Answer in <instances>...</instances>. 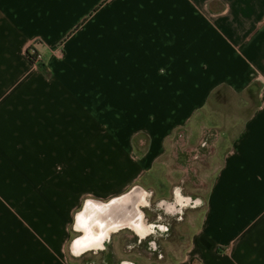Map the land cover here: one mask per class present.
<instances>
[{
    "label": "crops",
    "instance_id": "obj_1",
    "mask_svg": "<svg viewBox=\"0 0 264 264\" xmlns=\"http://www.w3.org/2000/svg\"><path fill=\"white\" fill-rule=\"evenodd\" d=\"M225 96L242 126L171 264H264V0H0V264H74L85 202L183 179Z\"/></svg>",
    "mask_w": 264,
    "mask_h": 264
},
{
    "label": "water",
    "instance_id": "obj_2",
    "mask_svg": "<svg viewBox=\"0 0 264 264\" xmlns=\"http://www.w3.org/2000/svg\"><path fill=\"white\" fill-rule=\"evenodd\" d=\"M179 193L182 195L181 189ZM154 197V190L138 184L107 202L88 199L75 216L74 231L78 236L69 246L71 256L81 260L90 253L108 252L114 238L125 231L134 233L139 242L150 240V244L158 250L162 239L158 232L171 229L174 216L179 215L180 222H183L187 210H201L205 207V200L201 196L183 195L185 204L177 208L178 203L175 202L168 205L170 209L165 208L170 200L163 199L155 203ZM152 211L157 214L154 221L148 219V213ZM118 264L137 263L122 260Z\"/></svg>",
    "mask_w": 264,
    "mask_h": 264
},
{
    "label": "rangeland",
    "instance_id": "obj_3",
    "mask_svg": "<svg viewBox=\"0 0 264 264\" xmlns=\"http://www.w3.org/2000/svg\"><path fill=\"white\" fill-rule=\"evenodd\" d=\"M224 99L228 100V106L222 108V112L218 113H210L207 110L197 119V126L192 129L191 137H190V145L197 146L199 142L204 138V134L209 131L212 127H218L219 136L212 137V141L210 142V147L206 151L207 159L204 162H193L192 168L198 171V174L193 171L190 172L193 182L184 187V190L187 194H191L194 196L204 197L206 195V190L209 187V183L211 182V175L213 172L218 169L222 163L223 156L227 152L232 140L238 134L241 129L242 123L239 121L236 112H233L232 109L240 106V101L231 98L230 96H225ZM242 114V113H241ZM175 166H177L176 161H174ZM161 169L155 173V178H152L149 184L154 185L153 190L155 191V197L153 202H158L163 199H172V189L174 186L180 183L183 172L177 170H172L170 173L167 172L165 174V159L161 162ZM197 168H194L195 166ZM207 175L204 178V181L201 179V174ZM173 178V179H172ZM170 181H176L175 184L170 183ZM203 182V183H202ZM203 185H202V184ZM161 184V185H160ZM168 186H166V185ZM144 185L146 186L145 182ZM166 186V187H165ZM199 211V210H198ZM196 211L191 210L185 214V219L183 222L178 224H173L172 232L175 235H171L168 239L160 240L159 242V251L158 254L153 257H147L145 254H141L140 252H131L125 251L126 249V241L129 236H133L134 233L125 231L121 233L119 237L114 238V243H121V249L117 255L118 260H128L133 261L137 264H171L174 263L173 253L177 251L180 247H185L188 243V238L184 236L187 234L190 229V216H192ZM148 219L150 220V212L148 213ZM193 219H191L192 221ZM151 221V220H150ZM195 222V221H193ZM125 238V239H124ZM113 243V244H114ZM172 249V257H167V250ZM171 253V252H170ZM88 254L85 258H88ZM84 258V257H83ZM90 258V257H89ZM95 258V257H94ZM74 264H81V260H77Z\"/></svg>",
    "mask_w": 264,
    "mask_h": 264
},
{
    "label": "flooded vegetation",
    "instance_id": "obj_4",
    "mask_svg": "<svg viewBox=\"0 0 264 264\" xmlns=\"http://www.w3.org/2000/svg\"><path fill=\"white\" fill-rule=\"evenodd\" d=\"M192 182H193V178H192V176L190 174L188 176H185L183 179H181L180 183L173 187V189H172V199H169L170 202L166 204L165 208L170 209V207L168 205L169 204H174L175 202L178 203V207L177 208H179L181 204H185L184 198L182 197L183 195H185V196L186 195L187 196L188 195L189 196H194V195H191V194H187L185 192V190H184V187L186 185H189ZM179 189L182 190V195L179 193ZM191 210H193V209H189V210H187V212L191 211ZM150 217H151L150 220L154 221V220L157 219V214L154 213V211H152V212H150ZM172 219H173L172 220L173 224L174 223L175 224L181 223L180 220H179V215L174 216ZM158 234L162 236L161 240L168 239L172 234L175 235V233L172 232V228L167 230V231H164V232L159 231ZM125 238H127L126 245H130V246H134V245L141 246L142 244L145 245V246H143V250L141 252L134 248L136 252H140L141 254L149 253V252H155V253L158 254L159 250H155L154 249V247L150 244V242H151L150 240L147 241V242H139V238L135 234L132 237L129 236V237H125ZM85 257L81 260V264H118V263H120V261L118 260L117 255L115 253L112 254L111 252L104 253L100 257H95V256H90V258L89 257L85 258Z\"/></svg>",
    "mask_w": 264,
    "mask_h": 264
},
{
    "label": "trees",
    "instance_id": "obj_5",
    "mask_svg": "<svg viewBox=\"0 0 264 264\" xmlns=\"http://www.w3.org/2000/svg\"><path fill=\"white\" fill-rule=\"evenodd\" d=\"M29 56L32 58V60H36L35 56H31L30 54H29ZM215 100H216L215 97H213L212 101L215 102ZM224 101H225V99H224ZM213 136L214 137H218L219 136L218 130L210 129L208 132L205 133L203 140L201 141V143L196 148L184 150L182 148V143L184 142V137H185L184 133H179L178 134L177 137H178V140L180 141L181 144H178V146L176 148L175 160H176L177 166L180 169L185 170V172H186L185 176H188L191 171H193L195 174L196 173L198 174V171L196 169H193L191 165L195 161L204 162L207 159L206 151L210 147L209 144L212 141V137ZM192 183H194V182H192ZM143 246H145V245H143V244L141 246H139V245H134V246L127 245L126 246V250H135L136 249V250L141 252L143 250ZM110 252L112 254H114V251H113L112 247H110ZM143 254H145L147 257H153L157 253L149 252V253H143Z\"/></svg>",
    "mask_w": 264,
    "mask_h": 264
},
{
    "label": "bare ground",
    "instance_id": "obj_6",
    "mask_svg": "<svg viewBox=\"0 0 264 264\" xmlns=\"http://www.w3.org/2000/svg\"><path fill=\"white\" fill-rule=\"evenodd\" d=\"M75 253H78L77 250L74 251Z\"/></svg>",
    "mask_w": 264,
    "mask_h": 264
}]
</instances>
